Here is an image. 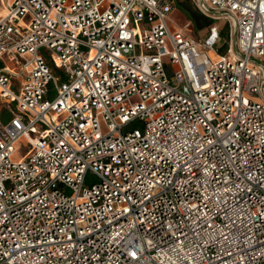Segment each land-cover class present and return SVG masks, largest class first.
<instances>
[{
  "label": "built area",
  "instance_id": "obj_1",
  "mask_svg": "<svg viewBox=\"0 0 264 264\" xmlns=\"http://www.w3.org/2000/svg\"><path fill=\"white\" fill-rule=\"evenodd\" d=\"M196 1L0 0V264H264V0Z\"/></svg>",
  "mask_w": 264,
  "mask_h": 264
},
{
  "label": "rangeland",
  "instance_id": "obj_2",
  "mask_svg": "<svg viewBox=\"0 0 264 264\" xmlns=\"http://www.w3.org/2000/svg\"><path fill=\"white\" fill-rule=\"evenodd\" d=\"M177 1H178V7L176 9L177 11L173 14V18L175 22V23L173 22V25L178 24L184 27L186 29V32L188 30V32L192 36L197 37L198 28H200L204 34L207 30L209 31V27L211 24L213 23L217 24L221 29V35H222V39L218 44L217 49L219 53L226 54L228 46L232 39L227 21L222 19L214 22L212 15L205 14L201 10L199 3L196 0H177ZM189 21H192V25L189 23ZM233 36H234L233 39H235V35ZM51 66L53 67V69L56 68V66L52 63ZM54 73L56 76L59 75L56 71H54ZM2 119L3 122L6 124L11 120V115L8 114L7 112H4ZM134 125L140 127V123L138 122H135ZM19 145H20V150L18 151V154L12 157L14 160L20 159L21 156L26 151V146H27L26 140L22 139L19 142ZM99 181H100L99 178L90 172L85 177L84 185L87 187H91L99 183Z\"/></svg>",
  "mask_w": 264,
  "mask_h": 264
},
{
  "label": "crops",
  "instance_id": "obj_3",
  "mask_svg": "<svg viewBox=\"0 0 264 264\" xmlns=\"http://www.w3.org/2000/svg\"><path fill=\"white\" fill-rule=\"evenodd\" d=\"M175 2H176V7H175V10H174L173 13H172V19H173V20H174V18H173V14L177 11L176 9H177V7H178V1L175 0ZM189 23L192 25V21H189ZM199 31H200V33H199ZM196 32H197V31H196ZM207 33H208V30L203 34V31H202L200 28H198V32H197L198 36H197V38H198V39H202L203 36H204V37L207 36Z\"/></svg>",
  "mask_w": 264,
  "mask_h": 264
},
{
  "label": "trees",
  "instance_id": "obj_4",
  "mask_svg": "<svg viewBox=\"0 0 264 264\" xmlns=\"http://www.w3.org/2000/svg\"><path fill=\"white\" fill-rule=\"evenodd\" d=\"M221 38H222V35H221Z\"/></svg>",
  "mask_w": 264,
  "mask_h": 264
}]
</instances>
